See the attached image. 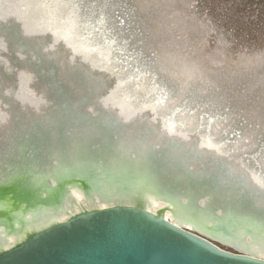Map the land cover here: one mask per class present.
Here are the masks:
<instances>
[{
  "label": "water",
  "instance_id": "obj_1",
  "mask_svg": "<svg viewBox=\"0 0 264 264\" xmlns=\"http://www.w3.org/2000/svg\"><path fill=\"white\" fill-rule=\"evenodd\" d=\"M21 1L30 2L25 4H32V8L40 1L47 16L59 7V17L65 19L73 31L76 28L77 34L84 35V27L87 26L95 32L106 33L103 52L96 49L102 54L100 62L95 61L93 54L89 62L99 67L102 60V69L109 73L106 78H113L119 93L125 96L123 90L130 91L133 86L131 99H138L139 85L143 81L138 80V84L133 85L134 80L122 79V70L115 67L118 58L112 59L111 48L120 42L119 37L108 29L112 6L98 0ZM23 8H18L20 13ZM16 21L11 20L8 26L4 23L6 21L0 22L3 25L0 30L14 34L19 42V50L12 44L8 46L12 54L10 60L8 49L0 50L5 60L3 65L0 64V75L7 80L0 79V101L3 107L8 105L10 108V129L6 133L2 131L5 136L0 139V150L3 149L0 151V264H264L263 258L246 254L245 250L238 248V245H264V204H259L264 190L249 182L259 169L237 152L228 150L225 141L222 149L226 153H217L218 157L211 156V159L221 171L228 172L223 173L227 175L226 180L217 171L195 173L187 169L185 164L188 162L177 161L173 153L165 159L162 152L167 148L158 151L153 147L156 152L146 153L142 161L137 162L115 152L113 147L117 143L113 135L116 130L124 129L125 124L105 112L96 101L99 92L107 91L111 86L102 79L100 82L105 85L98 84L93 88L94 100H91L93 96L90 99L87 95L79 100H74V97L72 101L70 88L57 79L58 69L45 58L38 42L35 44L22 37ZM124 25V20H121L120 26ZM30 43L37 48L32 50ZM20 51L25 55L28 52V58L33 53L34 61L28 59L26 63L28 71L23 66L27 59L23 61ZM83 62L75 66L79 68L76 70L83 72L82 79L90 80L86 71L88 62ZM10 65L15 67L14 73H7ZM145 70L149 68L140 67L141 72ZM19 71L29 72L38 78L36 84L40 87L43 83L39 78L43 77L56 95L55 102H59L57 97L64 102L58 105V109L65 112L61 113L64 117L52 115L50 128L47 126L48 113L44 111L49 107L47 91L44 92L46 105L39 110L21 104L6 93L5 85L19 82L15 76ZM152 86L158 88V85ZM158 90L160 92L155 98L145 100L150 102V116L161 118V121L166 118L178 126L176 118L164 108L166 97L163 90ZM67 100L77 103L73 111L82 112L76 116L77 122H88L101 131L97 136L102 140L105 138L108 150L101 147V151H95L86 147L91 144L98 146L99 139L91 138L84 139L85 143L77 147L79 150L75 148L70 153L72 146L69 141L72 138L66 136V130L75 124L65 117V114H72ZM91 115H109L114 124L109 128L94 124ZM214 122L215 118L211 117V123ZM16 125L23 127L14 131ZM184 125L189 132L188 124ZM198 130L196 136L199 137L203 129ZM52 131L56 134L54 138H50ZM169 147L180 157L182 154L191 155L196 160L203 157L197 152L195 143L185 147L174 140ZM182 149L184 151H180ZM158 154L161 161L155 156ZM169 160H174L171 167L168 166ZM233 169L239 170V176L230 173ZM72 190L79 191L84 197L79 211H74L78 201L70 197ZM151 197L162 203L157 212L147 208ZM97 199L100 203H108L107 206L95 205ZM166 212H170L176 221L167 219L164 216ZM62 214L66 215L65 219H57ZM42 216H48L50 221L45 223ZM183 222L191 224L193 231L187 229Z\"/></svg>",
  "mask_w": 264,
  "mask_h": 264
},
{
  "label": "rangeland",
  "instance_id": "obj_2",
  "mask_svg": "<svg viewBox=\"0 0 264 264\" xmlns=\"http://www.w3.org/2000/svg\"><path fill=\"white\" fill-rule=\"evenodd\" d=\"M102 2L112 6L108 29L120 39L112 59L123 78L147 66L142 97L158 85L164 108L189 127L206 131L212 116L210 132L263 171L264 0Z\"/></svg>",
  "mask_w": 264,
  "mask_h": 264
},
{
  "label": "bare ground",
  "instance_id": "obj_3",
  "mask_svg": "<svg viewBox=\"0 0 264 264\" xmlns=\"http://www.w3.org/2000/svg\"><path fill=\"white\" fill-rule=\"evenodd\" d=\"M25 3L30 2L21 0H0V10L2 11V14H0V22L6 21L4 23H6V25L8 26L11 20L16 21V19H18V21H20L16 22L20 25L22 31L20 32L22 33V37L34 43L38 42V45H40L41 49H43L46 55L45 58L49 59L52 62V65L56 69H58L59 74H57V79L65 83L68 89L70 88L69 90L72 94V101L74 97L76 98L74 100H79L87 95L90 99L93 96L91 100H94V98L96 97L95 94L92 95L94 92V87H96L98 84H100L101 86L109 84L111 86L107 89V91L99 92L96 101L98 100L97 103L103 109H105V112H107L108 114H113L119 120H121L122 123L125 124V126H123L124 129L118 130V132L116 130L115 135H113L117 143V145L113 147V150L115 152L119 153L120 155L126 156L125 158H127L128 156L131 161L137 162L142 161L141 159H143L146 153H151L152 151L156 152L152 150L153 147L157 148L156 150L158 151H165V149L167 148L165 152H162L165 159H168V155H170V153H173L175 157L174 159H176L177 161H182L185 163L188 162L187 164H185V167L187 169H190L195 173L199 171H201V173L205 171H217L220 172L221 178L226 180L227 175L223 174L226 172L221 171L219 165L215 162H212L211 159V156H216L217 153L220 155L222 154V152H225V150L222 149V142L224 140L220 137H217L215 135L216 133L210 132L211 127L214 128L213 123H211L212 116L210 117L206 131L202 128L203 125H195V127L193 126L188 128L189 132H186L187 129H184V124L187 123V120L183 116L170 114L173 116L174 119L176 118L177 121L175 120V122H177L178 126H174L173 122L171 120H166V118L162 120L163 122L161 121V118H152L150 116V111L148 110V108L150 109V107H148V103L150 102L145 100L155 98L154 96H156L160 92L157 87H150L149 93H145V95H147L145 99H142L144 101L140 99L142 98L141 95L144 94H141V92H139V96L137 97L138 99L134 101L131 99V96H133L134 94V92L131 91L133 86L131 87L130 91H127L128 89L125 91L123 90L125 96H122L119 93V87L116 86V83L113 78H106V76L108 77L109 73L106 70L102 69L103 61L101 60V64L99 67H96L94 64L89 62V59L92 54L93 57H95V61L100 62V57H102L100 55L102 54L96 49H99L101 50V52H103L102 45L104 44L106 33H104L103 31L101 33L95 32L87 26L84 27V35L77 34L76 28L73 31V27L68 22H64L65 19H63L61 16L59 17V7L56 8V11H54L53 13L51 12V14H48L49 16H47V12L43 13L45 10L42 11V4L40 3V1H38V5H34L33 8L32 4L27 5ZM22 6L24 7L22 10L23 12L21 11L20 13L18 8H21ZM18 43L19 42L16 40L14 34L11 33V35H9L8 33L6 34V31H3V29L2 31L0 30V50H4L5 47V50L8 49L7 56L9 60L12 57V54L9 51L8 46L12 44L15 48H17L19 46ZM31 44L32 43H30V48L32 50H34L33 47L35 49L37 48V46L35 47V45L32 46ZM97 44H100V46ZM17 49L19 50V48ZM20 53V55L23 56V61L24 58L27 59L23 62V66L28 71L26 63L28 59L33 60V53H31V56L29 58L27 57L28 52H26V55L22 51H20ZM4 61L5 60L2 59V55L0 53V64L4 63ZM83 61L88 62V67L86 71L88 75H90V80L82 79L81 75H83V72L76 70L79 68L75 66H79L80 64L84 63ZM128 63L130 66V62ZM14 68V66L10 65L9 69H7V73H9L10 71L14 73ZM133 70L130 72V74L126 75V77L122 79H124L125 81L127 79L134 80L133 85H136L139 82V77H143V75L148 72H141L140 70H137V72H133ZM15 76L16 79H19L18 83H14V81L5 85V89L7 90L6 93L8 95L14 97L18 101H21L20 103H23V105L27 104L39 110L41 107H44V99H46L44 92L47 91L49 107L44 110L48 113L47 119L49 120V122H47V126L50 128V126L53 124L51 122L52 115L56 116V118L64 117V115H62L61 113L65 112H62L58 109V105L60 106L64 102L60 99V97H57L59 102H55L54 97H56V95H54L53 91L50 90V84L47 82V80H45L43 77H40L39 81H42L41 83H43L42 87H40L38 83L36 84L38 78L36 79V77L30 74L29 72L26 73L19 71L15 74ZM91 77L93 79H91ZM2 78V75H0V79ZM102 79L105 80L107 83L104 84L103 82H100L102 81ZM4 80L7 81L6 78L2 79V81ZM53 83L54 82H52V84ZM49 96H51L50 98H53V101L49 99ZM67 103L70 104L68 105V107L71 108L70 111L72 112V114H65V117H68L67 119L75 124L74 127H69V129L66 130V136L69 139L72 138V140L69 141L70 145L72 146L70 148V153H72V149L76 148V150H79V148L77 147H79V144H82L84 142V139L91 138L99 139L98 146L95 147L94 144H91L86 147H90L95 151H101V147H105V149L108 150V148H106V144H104L106 143L105 138L104 140H102L99 136H97L101 134L100 130L91 126L88 122H77V117L82 115L81 111H78V113H76L75 110H72L76 109L75 105L77 103L69 102L68 100ZM3 106L4 105L0 101V125H3L0 126V129H4L0 130V139L1 137L5 136V134H2V131L6 133L10 129V108L8 105H6L5 107ZM50 111H52V114H49ZM91 117H93L92 122L94 124H103L107 128L111 127L112 124H114V120L109 117V115H91ZM182 122H184V124ZM146 124H148L149 126ZM22 127L23 125H16L13 129L14 131H17L20 130ZM199 128H202L203 131L201 133V136L198 137L196 136V131H199ZM54 137H56V134L55 131H52L50 138ZM174 140L178 141L185 147H189L193 143H195V147L198 150L197 152L201 153L203 157L200 160H196L191 155L182 154L183 157H180L175 150H171V147L168 148L170 143ZM227 149L230 151L232 150L234 152V149L231 146H228ZM180 151L184 150L182 149ZM235 151L237 150L235 149ZM4 154H6V151L4 152ZM155 156L161 161V155L158 154ZM172 164H174V160H169L168 166L171 167ZM237 171L239 170L233 169L230 173L234 176H239ZM257 173H255L254 175L252 174V179H250L249 182L250 184H254L258 187H261L264 190V170H257ZM234 176H232V179ZM70 194V197H73L78 201V205L74 207V211H79L80 204L84 203L83 195L77 190H72ZM149 200L150 203H148L149 205L147 208L151 211L157 212V210L162 207V203L155 201L154 198L151 197L149 198ZM96 204L97 206L105 207L108 203H100V201L98 200V203H95V205ZM259 204H264V196L260 199ZM69 212L71 213V211ZM62 215L57 219H65L66 215ZM164 216L171 221L175 220L170 212H166ZM53 218H56V216H54ZM42 219L45 221V223L50 221V218H48V216H42ZM183 224L187 229L193 231V227L191 224H186L184 222ZM12 241L13 240L10 239V243H12ZM247 241H249V239H247ZM238 248H240L239 250H245L244 252L246 254H250L252 256L264 259V245H256L252 247H243L238 245Z\"/></svg>",
  "mask_w": 264,
  "mask_h": 264
}]
</instances>
